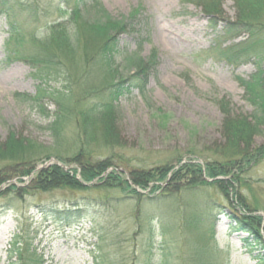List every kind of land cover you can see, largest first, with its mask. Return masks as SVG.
<instances>
[{"label": "rangeland", "instance_id": "obj_1", "mask_svg": "<svg viewBox=\"0 0 264 264\" xmlns=\"http://www.w3.org/2000/svg\"><path fill=\"white\" fill-rule=\"evenodd\" d=\"M96 5L104 7L113 17L138 12L134 36L119 37V53L114 56L116 64L121 63L122 57L127 53L139 52L147 57L152 49L157 51L156 71L148 78L144 94L133 90L130 94L119 97L116 102L118 112L115 123L123 144L118 152L125 153L129 158H144L153 163L168 159L174 153H186L185 158H192L203 164L201 155L202 158L210 156L224 146L221 129L223 115L217 100L225 97L229 100L231 109L237 113L250 116L253 112V106L245 101L243 89L235 76L249 79L258 68L264 69L262 27L258 28V42H254L255 51L260 53L257 60L254 50H245L241 44L237 46L247 36L227 39L222 33L226 22L235 20L231 0L223 1L220 21L215 28H212L208 17L193 0H84L78 7L80 15L92 17ZM57 6V2L53 1L49 7H45L47 9L33 12L12 2L0 0V141L5 139L10 128L19 136L36 140L70 156L73 151H67L73 144L75 123L65 120L59 137H54L53 132L47 129L52 121V114L57 109L54 102L45 99L43 106L46 111L41 112L23 97L16 96V93L33 96L39 82L31 77L32 70L27 64L18 60L10 63L3 61L6 53L4 43L10 26L25 37L23 51H30V36L48 40L53 33V25L66 19L67 12H59ZM71 7L69 5L64 8ZM262 19L261 24L264 26V15ZM71 28H67L69 33ZM229 45L235 47L236 54L241 57L236 65L227 63L218 53L220 47ZM79 47L75 54L76 65L72 68L74 76L81 73L82 44ZM89 73L92 78L97 75L99 83L109 79L105 70H89ZM121 73L127 72L122 70ZM94 74L96 75L93 77ZM80 83H70V91H80ZM61 84L60 81H54L49 86L59 88ZM76 99L78 97H72L73 101ZM72 100L70 101L73 102ZM72 106L70 105L71 108ZM250 144L254 148L264 145L263 125L252 136ZM93 146L98 150L101 145L96 143ZM102 151L96 156L99 160L107 156V151ZM186 162L183 159L173 169ZM52 165H57L69 174H72L73 168L78 167L75 163H63L50 157L39 163L35 171ZM248 167L241 174L244 184L236 187L239 197H243L249 207L248 210L233 195H226L220 187L201 185L192 191L189 198L195 202L199 200V206L207 198L212 199L214 224L202 223L199 219L187 225L188 228L182 226V229L177 222L178 215L173 214L175 206L159 202L154 197L165 191L164 186L166 187L173 169L167 174L165 181L160 183L161 189L152 194L153 183L142 190L129 181L127 173L121 167L116 171L107 168L101 175L103 179L90 183L80 182L89 189L72 191L58 188L38 195L42 196L43 201L71 199L79 195L88 197L79 202L80 206L67 205L66 210L71 213H89L69 222L53 218L51 210H46L45 214L39 212L35 206L39 198L17 195L14 207L19 211L18 214L12 210L5 212L2 210L4 207L0 208V264L7 262L12 235L25 227L30 231L28 235L35 237L33 245L43 252L46 264H93L92 256L98 255V247L115 264H119L120 259L125 264H132L133 259L138 261L145 257L141 248L142 244H147V237L152 244V264H259L258 261H264V156ZM112 172L122 175L139 194H151L147 201L152 203L138 204L124 198L129 192L124 193L120 187L111 185L113 181L107 176ZM33 174L34 171L22 176L20 182L14 177L0 184V193H3L0 194V206L10 196L5 191L8 185L29 186ZM203 178L207 182L216 179L226 182L230 176ZM77 179L80 180L79 177ZM138 205L142 206L139 208ZM220 210L223 213H219ZM249 215L260 217L257 229L262 242L256 247L254 244L249 245L253 243L250 235L239 229V222L243 221L244 224L247 220L243 217ZM162 220L167 221L169 226L174 224L176 229H172L171 234L162 235ZM138 221L143 225L142 231ZM164 242L168 246L172 243L180 256L172 250L162 249ZM177 256L183 261H178Z\"/></svg>", "mask_w": 264, "mask_h": 264}, {"label": "trees", "instance_id": "obj_2", "mask_svg": "<svg viewBox=\"0 0 264 264\" xmlns=\"http://www.w3.org/2000/svg\"><path fill=\"white\" fill-rule=\"evenodd\" d=\"M2 1L12 2L33 12L45 10L47 9L45 7H49L55 1L58 4L57 10L59 12H67L65 20L53 25V33L48 40H39L34 36L29 37L30 42L28 43L32 49L30 51H23L22 46L25 37L17 32L16 28L10 26L8 37L4 43L6 53L3 61L10 63L18 60L27 64L32 70L31 77L39 82L33 96L18 93L15 94L16 96L23 97L41 112L46 111L43 106L45 99L54 102L57 109L52 114V121L47 125V129L53 132L54 137H59L62 128H64L65 120L73 121L76 125L72 139L73 144L67 151H73L70 156L64 155L56 148L44 146L36 140L19 136L9 128L5 139L0 141V184L7 180L10 181L14 177L20 182L22 176L33 171L34 174L29 186L19 187L10 184L5 188L10 196L0 206V208L4 207L2 210L5 212L12 210L18 214L19 211L14 207L16 196L30 195L40 199L35 204L39 212L45 214V212L47 213L46 210H51L53 218L58 221L69 222L74 218L87 216L89 213L86 211L71 213L66 210L67 205L80 206L79 202L88 199V197L79 195L71 199L55 198V200L43 201L41 200L42 196L38 195L50 193L58 188L72 191L89 189L80 182L90 183L96 179H103L101 175L107 168L116 171L121 167L127 173L129 181L142 190L147 189L153 183L152 192H150L152 194L155 190L161 189L160 183L165 181L167 174L183 159H186L187 162L171 171L166 187L164 186L165 191L154 196L159 202H168L175 206L173 214L178 215L177 222L181 229L182 226L193 224L199 219L202 223L214 224L212 199L207 198L199 206V200L195 202L189 198L192 191L201 185L220 187L226 195H233L232 197L248 210L249 207L242 199L243 197H239L236 187L244 184L241 174L250 167L248 165L253 162L256 163L262 155L264 156V145L254 148L250 144L252 136L259 132L260 126H264V69L258 68V71L249 79L235 76V80L243 89L245 101L253 106V112L250 116L237 113L231 109L229 100L225 97L217 100L223 115L221 129L224 135V146L220 150L212 152L210 156L202 158L201 155L200 159L203 160V164L195 162L192 158H185L186 153H174L170 158H165L158 163H153L144 158H129L124 155L125 153L118 152L121 150L120 148H123V144L115 123V116L118 112L116 102L119 97L130 94L133 90H137L141 95L144 94L148 78L155 74L157 66V51L155 49H152L147 57H143L139 52H131L122 57L121 63L116 64L114 62V56L119 53L120 35L132 37L136 33L134 26L138 12L132 11L127 16L113 17L104 7L96 5L92 17H83L80 15L81 12L78 7L84 0ZM223 1L193 0L208 17L212 23V28H215L220 21ZM231 1L233 2L235 20L231 23L226 22L222 33L227 39L247 36L237 46L241 44L245 50H254L253 54L258 60L260 53L255 51L254 42H258L256 40L260 34L258 28L262 27L261 29L264 31V26L261 24L264 15V0ZM69 5L72 6L70 9L64 8ZM39 6L42 8L39 9ZM68 26L72 27L70 33L67 30ZM81 44L83 57L81 58V73L74 76L72 68L76 65L77 56L75 54ZM235 51V47L230 45L218 49L220 58L232 65L241 61V57ZM96 65H101V67H95ZM89 70L99 72L105 70L109 79L104 83H99V77L96 74L93 75V77L96 75L94 78L89 76ZM122 70L127 73H121ZM54 81L62 82L61 87L51 88L49 84ZM75 82H81L80 91H70V83L75 84ZM72 97H78V99L73 101ZM70 105H73V110ZM96 143L101 145L100 147L97 146L99 151L93 146ZM102 150L107 151V156L99 160L96 156L103 152ZM50 157H55L63 163H75L78 167L72 169V174L63 171L57 165L35 171V167L39 163L50 159ZM228 175L230 178L226 182L217 179L213 182H207L203 178L214 179L217 176ZM78 177L80 180L77 179ZM107 178L113 181V183L111 182L112 186L120 187L119 189L124 193L129 192L130 195L126 194L123 196L124 198L134 200L138 204L152 203V201H147L151 194L146 196L139 194L131 188L122 175L112 172ZM141 206L138 205L139 208ZM217 206L221 205L217 204ZM219 213H223V211L220 210ZM243 218L247 221L244 224L243 221H240L239 229L250 235L253 243L249 245L254 244L253 246L256 247L262 242L257 229L260 224V217L249 215ZM166 222L161 221L162 235L171 234V230L176 229L174 224L169 226ZM138 226L142 231L143 225H140V221H138ZM29 232V229L25 227L12 235L9 255L5 264H46L43 252L33 245L32 241L35 237H30ZM146 239H148L147 244H142L141 248V253L145 257L138 261L133 259L132 264H152V244L149 243L150 238L147 237ZM169 244L170 246L164 242L162 249L172 250L178 254L172 243ZM98 250V255L93 254L92 256L93 264H115L107 254L101 251L100 247ZM178 256L180 255L178 254ZM178 256L177 260L181 261ZM123 262L124 260L120 259L119 264H125ZM258 262L264 264L263 260Z\"/></svg>", "mask_w": 264, "mask_h": 264}]
</instances>
